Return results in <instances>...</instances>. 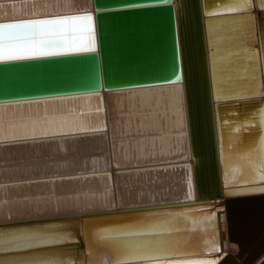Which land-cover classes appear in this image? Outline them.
<instances>
[{
	"label": "bare ground",
	"instance_id": "6f19581e",
	"mask_svg": "<svg viewBox=\"0 0 264 264\" xmlns=\"http://www.w3.org/2000/svg\"><path fill=\"white\" fill-rule=\"evenodd\" d=\"M91 8L92 0H0V21ZM258 88L237 90L236 96L256 94ZM188 130L183 85L0 104V228L14 229L0 233V251L16 250V258L0 256V264H167L170 258L154 259L168 255L217 263L220 258L195 253L218 246L223 255L235 252L224 208H218L217 218L207 209L186 218L151 212L197 200ZM263 149L253 152L250 164L264 165ZM243 167L234 168L226 183L253 180L238 172ZM242 192L253 191H227ZM119 211L143 214L91 230L88 254L81 248V226L71 221L15 229ZM40 219L47 220L35 221ZM23 235L39 239L29 248L8 243ZM146 241H161L165 251L142 253L137 246ZM142 254L154 259L133 258Z\"/></svg>",
	"mask_w": 264,
	"mask_h": 264
},
{
	"label": "water",
	"instance_id": "95a60500",
	"mask_svg": "<svg viewBox=\"0 0 264 264\" xmlns=\"http://www.w3.org/2000/svg\"><path fill=\"white\" fill-rule=\"evenodd\" d=\"M228 6L242 10L223 11ZM209 11L216 15L209 16ZM82 15L93 17L94 52L80 49L89 46L87 21L74 22L76 31L63 38L51 37L61 45L56 48L45 49L31 38L17 40L0 34V53L10 51L24 57L9 60L0 55V104L183 85L197 200L151 212L186 218L207 209L215 210L217 218L218 208H224L235 252L223 255L218 246L195 254L220 258L216 264H264V192L227 193L264 187V181H259L262 171L250 172V167L264 168L261 159L259 165L250 164L253 152L264 147V11L259 0H92L89 11L0 24ZM8 41L15 46L4 48ZM45 51L61 54L46 55ZM255 85L259 87L256 94L236 96L237 90ZM238 166H244L237 168L242 177L252 175V183H226ZM142 214L89 212L82 218L77 215L15 229L62 227L71 221L81 226V248L88 254L93 243L91 230L139 220ZM11 231L14 229L0 228V233ZM15 253L0 251V256L16 258ZM158 258L154 260L179 257Z\"/></svg>",
	"mask_w": 264,
	"mask_h": 264
},
{
	"label": "snow or ice",
	"instance_id": "6c2138e0",
	"mask_svg": "<svg viewBox=\"0 0 264 264\" xmlns=\"http://www.w3.org/2000/svg\"><path fill=\"white\" fill-rule=\"evenodd\" d=\"M250 2L251 0H249V3ZM241 10L242 9L239 6H228L223 9V11H226V12H238ZM261 10L264 11V0H261ZM208 15L209 16L216 15V12L209 11ZM92 20H93V17L91 15H82V16H63V17H57L54 19L29 20V21H23V22H18V23H4V24H0V34L14 37L17 40L31 38L33 43H39L45 49L56 48L61 45L57 43L55 39H51V37L63 38L69 33H74L76 31L77 25L74 22L87 21L89 23L85 27V30L88 33L89 46L84 47L83 45H81L80 49L82 51L94 52L96 49L91 46V37H92L91 21ZM70 22H73V23L70 24ZM44 26H51V28L42 31L41 29L44 28ZM10 30H17V31L11 32ZM14 46L15 45L11 41H8L3 45L4 48H8V49L13 48ZM44 54L59 55L61 53L55 52V51H45ZM0 55H2L4 58L9 59V60H18V59L24 58L10 51H5L3 53H0ZM261 139H264V135H262ZM261 171H262V174L259 176V181H264V168H262ZM238 183L241 185H248L249 183H252V181L245 179V180L238 181ZM244 190L264 192V187L246 188ZM124 234L125 235H142V233H139V232H127ZM37 239H39V237L34 236V235L33 236L23 235L19 237L13 236L8 240V243L14 244L17 247L29 248L32 246V243L36 241ZM2 242L3 241H0V243ZM137 247L139 250H141L142 253L165 251V245L161 241H146L138 245ZM133 258L143 259V260L154 259V257L146 255V254H142V255H139ZM167 264H216V261L215 260H204V259H197V260H171L169 259L167 261Z\"/></svg>",
	"mask_w": 264,
	"mask_h": 264
},
{
	"label": "rangeland",
	"instance_id": "374dc122",
	"mask_svg": "<svg viewBox=\"0 0 264 264\" xmlns=\"http://www.w3.org/2000/svg\"><path fill=\"white\" fill-rule=\"evenodd\" d=\"M236 66V65H235Z\"/></svg>",
	"mask_w": 264,
	"mask_h": 264
}]
</instances>
